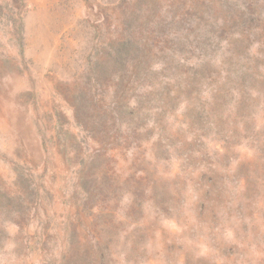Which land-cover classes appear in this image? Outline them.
I'll return each mask as SVG.
<instances>
[{"label":"rangeland","instance_id":"obj_1","mask_svg":"<svg viewBox=\"0 0 264 264\" xmlns=\"http://www.w3.org/2000/svg\"><path fill=\"white\" fill-rule=\"evenodd\" d=\"M0 264H264V0H0Z\"/></svg>","mask_w":264,"mask_h":264}]
</instances>
